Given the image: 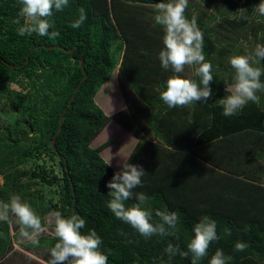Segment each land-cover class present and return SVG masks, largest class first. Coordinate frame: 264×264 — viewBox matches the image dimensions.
<instances>
[{
	"label": "trees",
	"instance_id": "1",
	"mask_svg": "<svg viewBox=\"0 0 264 264\" xmlns=\"http://www.w3.org/2000/svg\"><path fill=\"white\" fill-rule=\"evenodd\" d=\"M159 2L70 0L48 18L49 32H59L50 38L19 35L18 29L28 23L20 14L21 0H0V105L15 117L0 124V201L19 195L40 216L42 226L50 212L64 217L78 213L86 220L82 234L94 229L102 238L99 250L108 264H191V254L170 258L165 249L172 244L186 251L192 227L204 215L216 220L219 239L199 264H208L218 248L231 257L229 264H264V93H258L260 106L249 102L231 117L216 102L233 82L230 46L235 55H243L264 42V18L255 11L260 0H224L220 11L217 0H206L204 12L197 0H189L185 16L195 18L203 33L205 57L214 70V95L208 103L175 108L160 99L173 72L162 69L158 60L164 35L154 22ZM81 8L87 19L73 29ZM117 68L127 107L110 117L96 96ZM192 72L186 65L179 75ZM27 104L28 126L21 117ZM112 118L139 139L128 162L142 166L146 174L133 192L151 197L154 224L160 223L156 209L177 211L175 232L167 229V234L145 238L108 209L106 185L118 169L102 152L114 142L92 145ZM45 155L58 160L61 177L50 176L46 162L33 161L31 170L21 169ZM42 184L59 188L58 201H49L48 207L34 190ZM135 203V196L125 202L126 207ZM10 214L0 220V262L11 253ZM35 241L22 245L49 263L57 238L43 235ZM238 241L247 243L245 251L234 250Z\"/></svg>",
	"mask_w": 264,
	"mask_h": 264
},
{
	"label": "clouds",
	"instance_id": "2",
	"mask_svg": "<svg viewBox=\"0 0 264 264\" xmlns=\"http://www.w3.org/2000/svg\"><path fill=\"white\" fill-rule=\"evenodd\" d=\"M189 0H160L155 4L156 14L154 22L162 26L163 47L159 51L158 60L164 70L173 72L165 82V90L160 92V99L168 108L177 106H191L199 103H208L214 95L211 84L214 79L213 65L206 60L203 50V33L197 25L196 19L189 20L185 16ZM20 14L28 23L18 29V34L24 36L37 33L40 36L55 38L59 32L51 31L52 23L48 19L54 11H62L68 7L70 0H21ZM258 17L264 18V0H260L255 8ZM87 19L85 9L79 10V19L71 27L79 28ZM264 41V33H261ZM264 42L258 43L251 53L233 55L229 63L234 70L233 82L226 85L225 96L216 101L223 108L225 117L240 113L249 102L260 106V95L264 93ZM191 66L194 71L191 75H179L184 72L185 66ZM131 158V157H130ZM123 160L111 180L107 183L110 189L108 209L118 220L129 224L141 236L150 238L155 234H167V229L177 230L180 215L177 211H169L167 207L155 210L160 223L154 224L153 209L149 201L151 197L145 193H134L133 190L143 185L142 178L146 172L143 167ZM137 203L126 207L125 202L133 198ZM9 212L17 218L21 225L22 237L35 241L34 237L45 231L41 218L32 209L31 205L22 200L19 195L13 194L8 203L0 205V220H7ZM54 235L57 242L49 249L51 259L49 264H108V257L99 249L102 238L93 230L82 234L86 220L78 213L73 212L64 217L60 212L54 214ZM31 230V231H29ZM193 236L181 252L178 246L169 244L165 252L169 257L177 253L187 257L191 254V264L208 255L212 242L217 241V222L209 215L202 216L192 227ZM248 247L246 242L238 241L234 245L236 252H243ZM230 256H226L222 249H217L210 257L208 264H229Z\"/></svg>",
	"mask_w": 264,
	"mask_h": 264
},
{
	"label": "rangeland",
	"instance_id": "3",
	"mask_svg": "<svg viewBox=\"0 0 264 264\" xmlns=\"http://www.w3.org/2000/svg\"><path fill=\"white\" fill-rule=\"evenodd\" d=\"M223 2L224 0H217L216 3V11H220V9L223 8ZM240 2V1H239ZM206 0H197L198 7L204 12L206 10ZM243 1L240 5H242ZM216 11H214L216 13ZM232 16H235L233 14ZM264 33V32H263ZM250 42L254 45L255 42L253 38H250ZM261 39V37H260ZM244 42L246 44H249L248 41L243 38ZM233 42L230 39V43ZM236 48L233 46H230V54L231 56L235 55ZM223 50V48H221ZM230 56V57H231ZM216 65V64H215ZM191 70L194 71V68L191 67ZM223 76H228L227 71H223ZM234 74V72H232ZM96 103L105 111V113L112 117L116 112H119L127 107V103L125 101V97L121 91L120 83H119V77H118V68L114 71V73L111 75L110 80L105 83L103 86H101L100 90L98 91V94L96 96ZM23 116L19 114V116L23 117V121L25 122V125L28 126L30 119H28V115H30V108L29 105L23 106ZM25 117V118H24ZM15 118L13 115L7 113L5 111L4 105H0V124L8 122V120H12ZM113 140V144L109 147H107L103 152L102 156L104 159L109 163L115 170H119V166L123 163V160H127L130 158L132 152L135 149L136 144L138 143V140L134 133L132 131H128L125 127L120 125L114 118H112L106 128L100 133V135L96 138V140L93 142V147H98L105 142ZM39 164L45 163V166L47 168V171L50 174V176L53 175H60L62 176V169L58 163V160L51 161L48 156H44L41 159H38L37 161L31 160L26 165L22 166L21 169H28L31 170L34 167V162ZM3 177L0 176V186L3 184ZM37 190L40 194L44 197V203L45 206H49V201L56 202L59 199V192L57 186H49V185H39L34 186V190ZM6 203L5 201H0V205ZM32 207V206H31ZM33 209V207H32ZM34 210V209H33ZM45 231L42 233L37 234L35 238L40 236H51L54 234V215L52 212L48 213L45 218ZM9 223L11 228V236H13L12 240V246L10 249V254L2 261L0 264H24L27 261L30 263L33 259L34 261H37L38 264H49L47 261H45L44 258H41V255L37 253V251L26 248L22 244L30 243L33 240L26 239L21 236L20 234V228L21 225L17 223V218L10 214L9 217ZM19 232V235L17 238H15V234ZM42 251V250H41ZM46 254L45 252H43Z\"/></svg>",
	"mask_w": 264,
	"mask_h": 264
},
{
	"label": "crops",
	"instance_id": "4",
	"mask_svg": "<svg viewBox=\"0 0 264 264\" xmlns=\"http://www.w3.org/2000/svg\"><path fill=\"white\" fill-rule=\"evenodd\" d=\"M247 41H248V40H247ZM261 186H262V189H263V191H264V187H263L264 185L262 184Z\"/></svg>",
	"mask_w": 264,
	"mask_h": 264
}]
</instances>
